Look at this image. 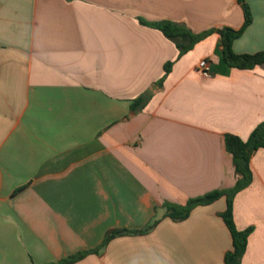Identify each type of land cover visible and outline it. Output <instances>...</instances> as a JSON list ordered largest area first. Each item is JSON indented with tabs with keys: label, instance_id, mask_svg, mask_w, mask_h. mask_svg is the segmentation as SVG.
<instances>
[{
	"label": "crops",
	"instance_id": "obj_1",
	"mask_svg": "<svg viewBox=\"0 0 264 264\" xmlns=\"http://www.w3.org/2000/svg\"><path fill=\"white\" fill-rule=\"evenodd\" d=\"M246 2L239 55L264 50V0ZM142 21L199 34L239 29L244 12L238 0H0V264L87 251L74 264H225V197L181 221L164 204L233 188L225 136L247 141L264 122V64L228 67L216 33L178 59ZM251 170L234 219L252 229L242 264H264V149Z\"/></svg>",
	"mask_w": 264,
	"mask_h": 264
},
{
	"label": "trees",
	"instance_id": "obj_2",
	"mask_svg": "<svg viewBox=\"0 0 264 264\" xmlns=\"http://www.w3.org/2000/svg\"><path fill=\"white\" fill-rule=\"evenodd\" d=\"M244 12V23L241 28L233 29L229 27L208 30L199 34L192 32L191 30L180 26L173 22H159L148 23L142 21L144 25H148L160 30L168 39L173 41L178 49L180 59L182 56L193 50L195 46L201 41L205 40L210 35L216 33L220 36L221 53L224 63L233 69L240 70H252L257 66L264 64V50L256 54H236L233 50L234 42L243 36L245 31L253 22V15L251 9L246 0H238ZM175 62H168L164 67V76L159 82L162 85L164 80L169 76L172 71ZM151 94H144L136 99L132 104L133 111H139L144 109L149 100ZM226 150L233 157V163L236 173V183L233 188L226 190H215L199 198L190 199L185 205H177L171 203H165L166 216L174 221H181L187 219L191 212L199 206H208L225 197L227 200V208L221 214L227 228L229 229L232 240L233 248L225 255V264H242V259L248 246V239L252 232V229L240 231L234 219V199L241 191L248 188L253 182V172L251 170V160L254 154L264 149V122L260 123L251 133L247 141L242 140L240 137L232 134L225 136ZM156 224L149 226L143 231H112L108 234L106 241L122 235L124 233H145L148 229ZM90 252H81L64 260H61L57 264H74L77 261L83 259Z\"/></svg>",
	"mask_w": 264,
	"mask_h": 264
},
{
	"label": "built area",
	"instance_id": "obj_3",
	"mask_svg": "<svg viewBox=\"0 0 264 264\" xmlns=\"http://www.w3.org/2000/svg\"><path fill=\"white\" fill-rule=\"evenodd\" d=\"M198 70L203 74L205 77H211L212 71L209 60H202L198 65Z\"/></svg>",
	"mask_w": 264,
	"mask_h": 264
}]
</instances>
